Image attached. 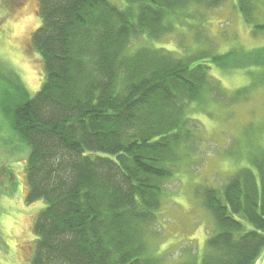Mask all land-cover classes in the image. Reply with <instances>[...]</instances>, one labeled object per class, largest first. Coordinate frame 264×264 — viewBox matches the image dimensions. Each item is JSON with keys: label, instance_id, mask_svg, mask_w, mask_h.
Wrapping results in <instances>:
<instances>
[{"label": "trees", "instance_id": "1", "mask_svg": "<svg viewBox=\"0 0 264 264\" xmlns=\"http://www.w3.org/2000/svg\"><path fill=\"white\" fill-rule=\"evenodd\" d=\"M113 1L39 0L33 45L45 79L34 96L24 89L5 110L30 149L27 201L46 204L33 228L32 264H167L152 241L165 185L198 135L190 108L223 92L204 60L235 67L231 52L181 57L154 45L187 9H219L229 0ZM261 2L235 0L248 25ZM246 58L264 66V48ZM201 196L216 232L199 261L176 264H257L264 254V149L222 189Z\"/></svg>", "mask_w": 264, "mask_h": 264}, {"label": "rangeland", "instance_id": "2", "mask_svg": "<svg viewBox=\"0 0 264 264\" xmlns=\"http://www.w3.org/2000/svg\"><path fill=\"white\" fill-rule=\"evenodd\" d=\"M261 1L254 24L264 23ZM39 9V0H0V264H32L37 239L33 228L46 205L43 200L27 201L30 149L11 129L5 112L21 100L24 89L34 96L45 79L43 60L33 45L42 24ZM254 24L244 21L235 0L219 9L193 7L182 13L171 35L154 44L181 57L197 50L221 56L231 52L229 62L235 64L223 70L204 60L223 92L190 108L198 135L192 153L165 185L152 241L154 252L167 264L202 258L216 225L201 193L222 189L239 169L251 167L252 157L264 149V66L251 65L252 58H246L264 48V30ZM257 264H264V254Z\"/></svg>", "mask_w": 264, "mask_h": 264}]
</instances>
